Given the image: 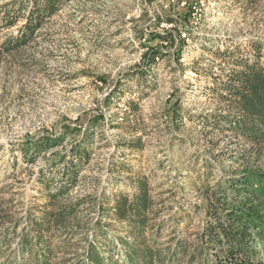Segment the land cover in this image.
Returning <instances> with one entry per match:
<instances>
[{"label": "rangeland", "instance_id": "1", "mask_svg": "<svg viewBox=\"0 0 264 264\" xmlns=\"http://www.w3.org/2000/svg\"><path fill=\"white\" fill-rule=\"evenodd\" d=\"M9 1L29 4L0 5ZM59 1L32 40L0 54V264H87L94 240L104 244L105 264L115 261L113 251L125 261L128 245L141 264H199L186 259L204 223V182L212 186L264 161V140L248 141L225 120L214 126L207 119L238 118L243 103L229 100L223 87L256 48L264 76V0ZM188 8L190 38L179 58L163 46L165 55L146 62L143 32L153 31L156 19L159 29H173L161 19L170 14L177 24ZM23 21L0 28V43ZM174 98L173 124L165 105ZM96 114L104 118L86 142L77 185L50 202L37 182L44 155L27 164L19 145L58 135L63 124L83 126ZM80 136L60 135L48 152L67 153ZM59 171L46 168L52 190ZM144 191L142 218L133 210L116 216L119 200L128 206ZM99 224L105 234L95 237Z\"/></svg>", "mask_w": 264, "mask_h": 264}, {"label": "trees", "instance_id": "2", "mask_svg": "<svg viewBox=\"0 0 264 264\" xmlns=\"http://www.w3.org/2000/svg\"><path fill=\"white\" fill-rule=\"evenodd\" d=\"M14 4L15 1H9L0 5V28L15 26L22 15L24 21L18 27L16 36L5 37L0 43V54L18 50L32 40L43 20L59 10L60 1L29 0V4L24 3V7L20 5L14 7ZM23 8H26L24 13ZM190 12L188 8L177 24L178 19L170 14H166L161 19L171 25L174 23L173 29L165 31L159 29L161 21L156 19L157 21L154 22L156 27L153 31L143 32L141 40H144L142 43L145 46L143 57L146 62L153 63L155 59L165 55L167 49L163 46L173 48L174 59L179 58L185 42L180 37L179 31L188 22L189 18L186 19V16ZM188 32L190 37V31ZM224 52L227 53L224 50L218 51L221 56ZM259 58L260 51L256 48L252 57H245L242 60L241 69L235 75H231L232 78L223 87L228 99H240L243 103L238 118L230 124L224 116L216 118L213 114L207 116L214 126L225 120L232 132L253 142L264 140V76L259 72ZM108 99L104 98L105 104L108 103ZM165 107L169 121L176 123L179 115L177 98L169 100ZM103 118L102 114L92 115L83 124L84 127L80 124L74 127L63 124L62 131L58 135L41 133L24 139L19 145L20 156L27 164H34L37 157L44 155V165L37 170V182L42 184L46 198L50 202L77 185L79 173L89 157L86 142L91 141L93 127ZM73 132L81 134L80 140L74 142L67 153H58L55 150L48 152L60 140V135L64 136ZM57 166H60L61 171L55 177V188L52 190L53 178H48L46 168L48 170ZM203 189L205 194L204 223L198 234L194 250L188 256L187 253L185 255L187 256L186 262L189 263L190 259L197 258L199 264H264V161L259 165L246 166L243 170L216 181L212 186L205 181ZM145 204V191L138 201L128 206L124 200H119L115 205L116 216L124 219L126 213L133 210L139 220L143 217L142 207ZM75 205L77 204L73 206ZM73 206L70 212L74 211ZM138 223H133V226ZM97 228L99 231L95 233V237L105 234L102 233L105 232L103 224H99ZM98 244L104 246L101 241L94 240L89 242L85 249L86 258L89 261L87 264H105L103 258L105 256L100 253L101 247ZM128 246L129 250L124 252L125 261H120L121 258L116 251L108 253L111 259L115 258L113 264H141L137 259L135 247ZM179 248L173 250L177 256H179ZM176 255H173L174 258ZM145 260L142 264L147 263ZM40 263L45 264L42 260ZM148 263L153 264V260L148 259Z\"/></svg>", "mask_w": 264, "mask_h": 264}, {"label": "built area", "instance_id": "3", "mask_svg": "<svg viewBox=\"0 0 264 264\" xmlns=\"http://www.w3.org/2000/svg\"><path fill=\"white\" fill-rule=\"evenodd\" d=\"M191 27L186 23L183 28L180 29V37L187 41L190 37L188 35V30L190 31Z\"/></svg>", "mask_w": 264, "mask_h": 264}]
</instances>
